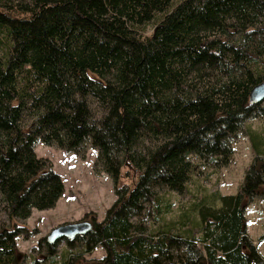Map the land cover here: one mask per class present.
Instances as JSON below:
<instances>
[{"label":"trees","instance_id":"1","mask_svg":"<svg viewBox=\"0 0 264 264\" xmlns=\"http://www.w3.org/2000/svg\"><path fill=\"white\" fill-rule=\"evenodd\" d=\"M263 79L264 0H0V208L14 220L56 206L65 182L36 143L86 156L89 141L117 198L66 238L81 245L60 264H264L247 230L264 183L262 137L249 126L262 167L238 192H205L167 219L171 192L199 167L192 154L230 163L246 121L264 116L250 100ZM123 164L140 174L134 186L119 185ZM21 232L0 226V264H58L63 239L41 238L30 257ZM99 245L104 256L84 255Z\"/></svg>","mask_w":264,"mask_h":264},{"label":"rangeland","instance_id":"2","mask_svg":"<svg viewBox=\"0 0 264 264\" xmlns=\"http://www.w3.org/2000/svg\"><path fill=\"white\" fill-rule=\"evenodd\" d=\"M264 105V101L261 103ZM96 105V104H94ZM242 131L235 139V153L232 161L226 165H218L215 162L204 161L192 154L193 160L199 165L196 172L188 182L187 189L182 192H171L174 200V211L167 215V219L177 216L184 208L201 199L205 192L221 190L223 193L238 192L246 178L248 170L255 165L260 169L263 161L257 158L253 143L247 133V127L264 129V116L249 118L244 124ZM35 150L39 156H45L53 161L54 169L62 176L65 182V192L56 206L45 209L34 208L27 219L15 218L11 220L0 208V226L3 224L19 227L22 232L17 236L18 248L27 252L30 257L38 254L39 241L46 237L56 225L78 219H94L101 221L106 217L107 209L117 198L115 178L96 167L98 149L86 143V156L79 155L74 151L59 148L56 145L46 144L38 141ZM133 170L130 166L123 164L118 179L119 185L123 187L134 186L140 174L132 176ZM248 203L246 209L248 234L254 240L258 250L264 255V183ZM162 191V190H161ZM136 219H138L136 217ZM155 221L153 214L148 215L145 223L149 227ZM191 225V223H188ZM188 227V226H187ZM45 242L41 243L40 249H44ZM81 244L72 248L66 239L59 242L57 246L56 262L60 264L66 250L78 249ZM34 247H37L34 249ZM106 254L103 245L97 246L89 252L86 257H102ZM28 258L29 261L31 258ZM256 264V263H254Z\"/></svg>","mask_w":264,"mask_h":264},{"label":"water","instance_id":"3","mask_svg":"<svg viewBox=\"0 0 264 264\" xmlns=\"http://www.w3.org/2000/svg\"><path fill=\"white\" fill-rule=\"evenodd\" d=\"M250 100L253 103H262L264 101V79L256 83L250 90ZM94 227L93 220L78 219L66 221L53 227L47 234L48 242L55 243L60 239L74 238L79 234L87 233ZM166 264H185L177 260H171Z\"/></svg>","mask_w":264,"mask_h":264},{"label":"crops","instance_id":"4","mask_svg":"<svg viewBox=\"0 0 264 264\" xmlns=\"http://www.w3.org/2000/svg\"><path fill=\"white\" fill-rule=\"evenodd\" d=\"M250 127V126H249ZM250 130L251 131H254L255 133H257V136L259 137H262V141H261V143L264 145V129H262L261 131L259 130V129H257V128H254V129H252L251 127H250ZM248 135H249V133H248ZM250 136V135H249ZM251 139V138H250ZM252 141V140H251ZM253 143V142H252ZM254 146V145H253ZM254 150L256 151V154H257V156H258V153H257V149H256V147L254 146ZM262 154V153H261ZM260 154V155H261ZM60 200V199H59ZM59 202V201H58ZM57 202V203H58Z\"/></svg>","mask_w":264,"mask_h":264},{"label":"flooded vegetation","instance_id":"5","mask_svg":"<svg viewBox=\"0 0 264 264\" xmlns=\"http://www.w3.org/2000/svg\"><path fill=\"white\" fill-rule=\"evenodd\" d=\"M93 220V222H94V219H92ZM94 224H95V222H94Z\"/></svg>","mask_w":264,"mask_h":264}]
</instances>
